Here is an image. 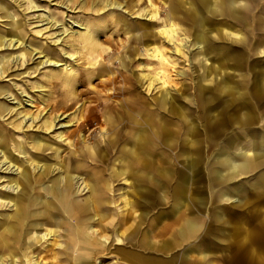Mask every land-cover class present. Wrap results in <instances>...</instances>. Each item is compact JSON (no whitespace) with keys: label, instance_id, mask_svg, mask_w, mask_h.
I'll return each instance as SVG.
<instances>
[{"label":"rangeland","instance_id":"374dc122","mask_svg":"<svg viewBox=\"0 0 264 264\" xmlns=\"http://www.w3.org/2000/svg\"><path fill=\"white\" fill-rule=\"evenodd\" d=\"M3 1L20 23L24 40V43L5 50L20 56H17V66L12 64L0 76V125L6 139L4 145L12 156L23 160V154L14 145L15 138L23 139L28 147L27 133H41L44 117L55 112L73 111L64 119L73 122L71 125L58 128L59 122L45 135H51L59 145V158L71 165L73 175L69 180L74 184L66 185L67 181L62 178L64 173L50 165L47 171L34 170L33 193L47 191L56 196L62 189L69 190L70 200L83 202L91 195V190L86 186L83 194H79L77 179L80 183L82 180L94 182L98 188L106 187L114 194L113 202L98 213L114 220L125 218L131 223L140 222V227L130 233L133 241L139 240L145 230L156 245L169 239L176 240L169 249L145 251L146 255L160 259L161 264H264V94L256 91L258 79L264 75V0H211L210 9L201 0H115L120 7L110 5L102 9H99L101 0ZM150 7L158 11L155 21L146 15ZM2 14L1 10L0 28L7 29L10 19ZM44 17L47 19L42 20ZM71 21L101 29L96 37V50L92 51L88 42L82 39L83 31L78 34L71 31L75 29ZM169 22L176 31L179 50L175 52L172 45L160 37L163 57L157 60L139 38L140 25L153 29L154 23ZM64 27L68 28L66 32H63ZM204 34L207 36L205 43L196 44V36ZM28 45L43 49L63 64L44 63L31 69L41 58L32 53L31 59L22 63L21 53L29 49ZM2 53L0 50V55ZM72 53L73 57L66 55ZM137 57L142 58L136 60ZM204 64L212 67L209 77ZM102 66L104 71L96 73L95 68ZM90 68L96 72L87 77ZM158 68L165 81L164 89L168 91L165 103L159 102L160 88L146 86V79L138 78L144 71L154 73ZM67 76L73 79H67ZM109 76L115 77V81L103 86L101 82ZM225 82L229 83L230 89L223 90ZM126 86L131 88L130 92H119L118 88L124 90ZM109 91L115 92V96L108 98ZM139 91H143L146 107L152 109V113L145 112L140 116L139 109H130V119L144 120L145 133L151 137L157 132L162 134L158 133L151 142L154 148L151 153L144 154L150 163L159 165L158 170L134 166V160L140 155L135 133L142 131V125L138 123L134 128L127 123L122 126L124 122L118 119L121 112H116L114 107L116 102L121 104L124 99L137 98ZM30 97L34 106L26 105L31 102H27ZM19 99L21 104L17 102ZM71 102L72 107L60 106ZM57 103V109L52 110ZM12 106L13 110L8 112ZM29 109L35 115L39 112L41 115L28 126L22 115ZM248 110L257 112L252 121L243 116ZM215 116L224 123L217 129L211 127ZM16 119L17 127L13 124ZM77 122H80L79 128ZM116 127L127 134L128 141L124 143L118 137L112 142L109 135H118ZM74 129L75 133L68 135ZM59 130L63 131L65 140L56 136ZM165 132L172 135L170 142H167ZM189 139L194 140L196 153L191 152ZM123 144L133 147L136 154L130 156L120 150ZM253 148L257 150L247 152ZM221 149L238 160L244 158L243 153L249 154L254 162L221 177L219 171L226 167ZM54 153L50 151L46 155L54 159ZM189 153L198 159L196 176H190L186 168ZM122 166L129 169L128 176L111 175L115 168ZM64 207L66 223L61 225V236L53 249L64 248V252L56 256L57 263L81 264L87 260L92 264H110L115 258L114 253L81 256L77 255L76 242L67 246L68 234L74 237L76 230L74 223L70 225L73 218L68 207ZM9 209L6 205L0 212ZM33 209L34 205H31L28 212ZM96 217L97 214L93 218L89 214L83 216L86 224L82 227V235H93L91 227L94 225L100 229ZM27 220H24L23 228ZM182 224L183 237L179 233ZM118 225L115 224V231L123 233L124 225ZM21 235L20 243L13 244L10 250L0 248L3 264H14L15 260L26 264ZM113 239H108L110 243L105 245L120 244L119 240L113 242ZM7 240L12 239L9 236ZM51 241V238L39 241L44 250L34 254L46 264L52 261L57 264L54 259L44 258Z\"/></svg>","mask_w":264,"mask_h":264},{"label":"bare ground","instance_id":"6f19581e","mask_svg":"<svg viewBox=\"0 0 264 264\" xmlns=\"http://www.w3.org/2000/svg\"><path fill=\"white\" fill-rule=\"evenodd\" d=\"M201 1L207 4L208 9L212 8L211 0H201ZM150 4L152 5L151 2ZM110 5L117 6V7L121 6V4L119 3L116 4L115 0H101L99 9H102ZM1 10L3 11V14L1 16L10 19L9 20L10 27L7 29L0 28V50H3V53L0 55V76L4 74L8 69H10L12 64H15L17 66V59H18L17 56L18 57L20 56V55H16V56L11 55V51L9 50L5 51V50L9 49L10 46H17L18 44L20 45L24 43V40L22 38L23 35L21 32L20 23L17 22V19L15 18V15L12 12V10H10L9 5L5 3L3 0H0V11ZM146 15H148L149 19L153 21L158 19V11L152 7L147 8ZM44 19H47V18L44 17L42 20ZM48 22H51V20ZM71 22H72L73 27H75V29L71 31L75 34H78L80 31H83L84 36L82 37V39L88 42V45L90 48H92V51L96 50L98 46L96 37L101 29L99 27H96V28L94 27L95 29H93L91 28L89 24L85 25L82 22H74V21H71ZM154 25L155 26L153 27V29L146 26L145 24L140 25V28H142V31H139V38L142 39V42L144 43L146 49H148V51L152 53V55L158 58L157 60L161 59L163 56H161V51L159 48V38L162 37L164 41L171 44L172 48L175 50V52H177L179 50L177 46L180 43L176 41V38H175L176 31L174 27L172 26L171 22H169V24H163V25H158L157 23H154ZM67 30H68L67 27L63 28V32H66ZM237 33H239V31H237ZM147 34H152V35L150 36V38H146L145 35ZM206 37L207 36L205 34L200 35V36L197 35L196 38H198V40H196L195 43L198 45H201L202 42L205 43ZM28 46H29V49L21 53L20 59L22 60V63L31 59L32 53H34V55L38 54V57L41 58L37 61V64L35 66L31 67V69H37L41 64H44V63L45 64L55 63L58 65L63 64V62L60 61L59 59L52 58V56H49L46 53H44L43 49H40V48L36 49V47L30 46V45ZM66 55H69V56L71 55L70 57H73L74 53L66 54ZM141 58L142 57H137L136 60H140ZM164 59L165 58H163V60ZM203 59L205 60L207 59L206 54H204ZM92 63H95V62H92ZM147 66L150 67V65H147ZM204 67L206 70H208L206 75L207 77H209L212 71V70L210 71V68L212 67L209 64H204ZM95 69H97V72ZM95 69L90 68L87 77H91L92 74L95 72L98 74H101L102 71H104L103 66L97 67ZM18 73H21V72H18ZM161 73L162 71L160 68L156 69L154 73H149V72L144 71L143 73H141V76L138 78L146 79L147 81L146 86H152V87L157 86L158 88H160L161 91H160L159 102L165 103L168 97V91L164 89L165 81L163 80ZM127 76L128 75H126V77ZM67 79H73V78H71L70 76H67ZM114 81H115V77L109 76L107 77L106 80H104V82H101V83L103 86H106V85L113 84ZM122 88L123 87L118 88L120 89L119 92L121 91L130 92L131 91V88H129V86H126L124 90ZM230 88L231 86L229 85L228 82H225L223 84V90L230 89ZM256 91L258 94H264V75H261L260 79H258ZM106 96L108 98H111L115 96V92L109 91L107 92ZM136 96L137 98L135 99L131 97L132 99L130 100L128 99L122 100L121 104H117L116 102V104H114V107L116 109V112L117 111L121 112V115H119L118 119L119 120L121 119V121L124 122L122 126H124L127 123L129 124V126H133L134 128L136 127L138 123L142 125L141 126L142 131L135 133V136L139 140L135 144H136V148L139 149L140 155H138L136 159L134 160V166L137 165L140 167L144 165L145 167H148V168L150 167L153 170H158L159 165L155 163H150L147 159H145L144 154L147 152L151 153V151L154 149L151 142H153V140L157 138L156 135H159L161 133L157 132L155 137H151L150 135H148V133H145L146 130L143 128L145 126L144 120H140L141 122L140 121L138 122L139 119H136V120L130 119L132 118V115L130 114V109L131 110L134 108L139 109L142 113L140 116H142L143 113L145 115V112L148 114L152 113V109H147L146 107L147 105L144 102L145 97L143 95V91H139L136 94ZM16 97L17 96H14V98ZM211 98L213 99V97ZM28 100L31 102L29 104L26 103V105L34 106V105H31V103L33 102V99H31L30 97L29 99H27V102ZM17 102L18 104H21L22 100L19 99ZM57 105L58 103L52 108V110L57 109ZM72 105H73L72 102L66 103V104H62V103L60 104L62 108L72 107ZM118 106H121V108H119ZM5 110H7V108H5ZM11 110H13V106L8 108V112ZM72 112L73 111L66 112L65 114H64V111L61 113L55 112L54 114H48L46 117H44V120L42 121L43 126L41 128L42 130L41 133L30 132V131L29 133H27L29 140H30L28 147L23 139L15 138L14 145L16 146V150L19 153L23 154L22 155L24 156L23 160H20L19 158L17 159V156L15 157L12 156L13 155L12 152L9 151L8 147L4 145V143L6 142L5 141L6 139L4 138L5 136L4 133L3 134L1 133V130L3 129V127L0 125V157H3L2 160H0V163L2 162V165H0V208L6 205H8L10 208L9 210H2V212H0V248L1 250H4V251L10 250V247L13 244H15L16 242L17 244L20 243L19 237L22 234L21 235L23 238L21 241L22 256L24 257L23 260L26 261V264H46V261H43L42 259L38 258V254L42 253V251L44 250V249L42 250L38 242L42 241L43 239L45 240L47 238H51L53 241H51L49 247L47 248L48 253L47 252H46L47 254L45 253L44 258L45 259L50 258L51 260L54 259L55 262L57 263L58 259H56V256L57 254L59 253L61 254L62 252H64L63 250L64 248L62 249L60 248L54 251L53 249L55 248L54 244L55 245L57 244V241H56L57 238L61 236V231H60L61 225L66 223V215H65L66 208L64 207L65 205L66 207H68V211L71 214V217L73 218L71 221L72 223L70 225L72 226L74 223L75 230H76L75 231L76 235H74V237H71L70 234H68L69 240L67 241L68 242L67 246H69V244H73L76 242L78 245L77 255H81V256L82 254L89 255L92 252V249L96 247L98 252L100 251L101 253L110 254V252H116L117 254H119V257L123 258V260L120 261V259L119 260L117 259L115 261L116 264L117 263L127 264L128 262L130 264H161V260L145 255L144 253H142V251L138 250V248H141L143 245L141 242V238L139 240L133 241V237H132L131 240L130 239L128 240L127 235H129L130 233L129 231L133 233L135 231L134 229L135 226H137V224L140 225V222L131 223L129 220H125V218H122V219L117 218V220H114L112 218L106 219L104 215H98L99 223L102 226L101 228L102 231L101 230L99 231L96 227L92 226L91 230L93 231L92 232L93 235H82L81 228L84 226V224H86V221L84 222V220H82L83 216L89 214V217L93 218V216H95L93 215V212H98L99 209H102V207H105V206L109 207L108 203L113 202L114 194L108 191L106 187L98 188V186L94 182H91V181L88 182V181L82 180L80 183L79 179H77L75 182H77L76 184L78 186L77 191L78 192L81 191L79 194H83L82 191L84 190L86 186L88 187V189L91 190V195L87 199L83 200V202H81L78 199L70 200L68 198L70 194L69 190L65 191L62 189L61 194L60 195L57 194L56 196H54L53 193L51 194L47 191H40V192L38 191L36 192V194L33 193L32 191L33 186L36 182V179L34 176V170L38 169L42 171H45V170L47 171L50 169L49 167L50 165L54 166L52 169H59L62 171V173H64L62 175V178L64 177L65 181H67L66 185L71 187V185L74 184V182L69 180L71 175H73L71 165L67 163L68 161L66 160L63 161L62 159L59 158L60 156L59 145L57 144V142L51 139V135L50 136L45 135L46 133L50 132V130L53 127H55L56 124H58L59 122L60 123L58 125V128L71 125L73 122L69 121L68 119L66 120L64 119L68 117L69 114ZM256 114L257 112H254V111L251 112L248 110L243 113V116L245 117L246 120L252 121L256 117ZM40 115H41L40 112L35 115L31 111V109H29V111L23 113L22 120L25 124L29 126V125H32L34 123V120L38 118ZM105 118L111 119V116L110 117L106 116ZM56 120H57V123H55ZM211 122H212L211 127L216 128V129L221 127L224 124L223 120H220V117L218 116H215ZM13 124L16 127L19 126V124H17V119L13 121ZM76 125H77V128H79L80 122H77ZM120 130L121 129L116 127V131H117L116 133L118 135L116 136L109 135V138L112 140V142H115L117 139H119L118 137H120V141L122 142L128 141L127 134H124V132L121 130L122 131V135H121V133L119 132ZM75 131L76 129L68 133V135L71 136L73 133H75ZM168 133L169 134L165 132L166 134L165 137L167 139V142H170L172 140L171 138L172 135L170 134V132ZM56 136L59 138V140L66 139V137H63L64 135H63L62 130H59ZM188 141H189L188 144L191 145V152L196 153L197 147H196L194 140L189 139ZM150 144L151 146H149ZM120 150H124L130 156H134L136 154L135 149L133 147L127 146L126 144H123ZM255 150H257V148L249 149L247 150V152L251 153V152H254ZM50 151L55 152L54 153L55 160L53 158L51 159L50 156L46 155V152H50ZM220 152H221V155L223 154L222 159L224 160V163L226 166L225 169H221L219 171V176L221 177L225 176L226 174L231 175L232 173L238 171L239 169L245 168L254 162L253 156H250L249 154L248 156H246L245 153L243 152L242 153H243L244 158H242V160H238L237 158L233 157L225 149H221ZM186 160H187L186 168L188 172L190 173V176H196L198 159L194 157L192 153L191 154L189 153L187 154ZM6 163L7 165L3 167V164H6ZM128 170L129 169H127L126 166L125 167L122 166V168L119 167L117 169L115 168L114 171L112 170L113 172L111 175L114 174V175L128 176L129 174ZM40 178H42V176H40ZM126 180H129V178H126ZM83 183H84V187L81 188ZM196 195H197V192L194 193V196ZM28 202L29 203L32 202V203L28 204ZM127 202L130 203L131 202L130 199H128ZM31 205H34V209L31 213H29L28 208ZM30 215L32 216L31 219H29ZM118 217H120V215ZM26 219L28 220L25 222V226L23 228L22 227L23 222ZM116 223L119 224L118 226L124 225L125 230L123 233L114 232L115 231L114 226ZM109 230H114L112 231L113 234L111 233L108 234L107 231ZM6 233L10 234L9 236L11 237L12 240H9V241L7 240L9 236ZM98 233H101V234L99 235ZM113 235H114V240L115 239L119 240L120 243L123 244V246L117 245L119 243H114V245L110 247L108 245H105L106 242L110 243ZM95 238L97 240H95ZM108 239L110 241H108ZM125 245L126 246L128 245L129 247H126ZM115 247H117V249L112 250V248H115ZM36 251H39L38 254H34ZM12 252L13 251H10V253ZM49 254H51L50 257H49ZM2 255H3V252L0 253V264L4 263L2 259L3 258ZM53 263L54 261H52L50 264H53ZM14 264H23V263L16 262L15 260ZM81 264H92V263L89 261H82Z\"/></svg>","mask_w":264,"mask_h":264},{"label":"crops","instance_id":"0c3cea01","mask_svg":"<svg viewBox=\"0 0 264 264\" xmlns=\"http://www.w3.org/2000/svg\"><path fill=\"white\" fill-rule=\"evenodd\" d=\"M99 213H100V211H99ZM93 215H96V213L94 212V214ZM98 215H101V214H98V212H97V217H96V219H98L97 221H98V224L100 225V223H99V218H98ZM120 215V214H119ZM118 215V216H119ZM105 216V218L107 219V217H106V215H104ZM93 217H95V216H93ZM189 225H190V228L193 226V224L190 222L189 223ZM95 226V225H94ZM101 226V225H100ZM139 228L140 227V225H138L137 224V226H135V228ZM184 226H183V224L181 225V226H179V233H180V235L183 237V231H185V229L183 228ZM101 228H102V226L100 227V229H98L99 231L101 230ZM134 228V229H135ZM81 230H82V228H81ZM102 231V230H101ZM112 231H114V230H109V231H107V233L109 234V233H111V234H113L112 233ZM114 232H118L117 230L116 231H114ZM135 232V231H134ZM133 232V233H134ZM119 233V232H118ZM131 233V232H130ZM130 233H129V236L127 235V237H129V239L131 240V238H132V235H130ZM99 235L101 234V233H98ZM114 238V235H113V237L111 238V239H113ZM141 242H142V247L141 248H138V250L139 251H142V253H144L145 255H146V253H145V251L146 250H149V249H151V248H160V249H169L172 245H173V243L174 242H176V240L175 239H169V240H167V241H164V242H161V244L160 245H156L155 243H153L151 240H150V238H149V236H148V230H145V231H143V233H142V235H141ZM114 240V239H113ZM118 245V244H117ZM119 245H121V246H123V244H119ZM126 246V245H125ZM126 247H129L128 245L126 246ZM117 249V247H115V249L114 250H116ZM112 250H113V248H112ZM110 253H115V258H114V260L110 263V264H116L115 263V261L118 259H120V261L121 260H123V258H120L119 257V254H117L116 252H110ZM94 254V256L95 255H97V254H101V252L99 251L98 252V250H97V248L95 247V248H93L92 249V252L89 254V255H93ZM88 255V256H89ZM86 256V255H85ZM151 257V256H150ZM89 258H92V257H89ZM152 258H155V257H152ZM155 259H157V258H155ZM160 260V259H159ZM84 261H87V260H84ZM89 262H91V261H89ZM92 263V262H91ZM117 264H121V263H117ZM127 264H130L129 262L127 263Z\"/></svg>","mask_w":264,"mask_h":264}]
</instances>
